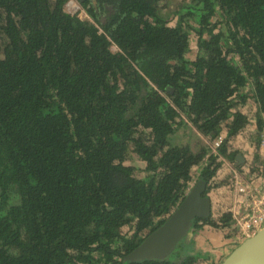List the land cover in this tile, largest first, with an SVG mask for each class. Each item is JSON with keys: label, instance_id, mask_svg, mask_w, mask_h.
Returning <instances> with one entry per match:
<instances>
[{"label": "trees", "instance_id": "trees-1", "mask_svg": "<svg viewBox=\"0 0 264 264\" xmlns=\"http://www.w3.org/2000/svg\"><path fill=\"white\" fill-rule=\"evenodd\" d=\"M67 1L0 0V264H199L198 223L229 212L167 257L125 256L214 187L219 157L237 163L249 101L264 139V0H84L90 21ZM190 128L226 137L212 153L181 142Z\"/></svg>", "mask_w": 264, "mask_h": 264}, {"label": "water", "instance_id": "water-1", "mask_svg": "<svg viewBox=\"0 0 264 264\" xmlns=\"http://www.w3.org/2000/svg\"><path fill=\"white\" fill-rule=\"evenodd\" d=\"M79 3L84 0H77ZM237 160L242 163L240 155ZM211 217V200L206 194V182L197 180L178 207L163 225L151 232L126 260L160 259L172 253L176 244L190 234L195 220ZM219 264H264V226L243 239Z\"/></svg>", "mask_w": 264, "mask_h": 264}, {"label": "crops", "instance_id": "crops-1", "mask_svg": "<svg viewBox=\"0 0 264 264\" xmlns=\"http://www.w3.org/2000/svg\"><path fill=\"white\" fill-rule=\"evenodd\" d=\"M256 105L249 101L247 107L244 108V113L247 115L248 124L234 137L230 138L227 143V149L231 153H238L241 155L242 163H237L235 165L228 159L220 158L221 163L220 168L216 172L214 178V185H217L215 189L211 190V193L208 194L211 200V220L217 221L222 214L229 211L233 207L234 192L228 190L231 189L230 183H228V178L232 179V174L236 173L239 176H243L244 180H249L254 177V180L251 186H257L260 184L264 178V148L256 143L257 130H256ZM221 135L225 138L226 131L224 130ZM264 135V133L260 134ZM207 145H210L208 140L205 141ZM237 166V167H236ZM248 186V181H247ZM228 190V191H227ZM220 193H224L221 195ZM233 194V195H230ZM224 228H215L210 225H202L199 227L198 234L196 236L200 237L199 243L202 245L206 239L209 241H218L223 239ZM208 235V236H206ZM220 236V237H217ZM205 237V238H204ZM219 259V258H218Z\"/></svg>", "mask_w": 264, "mask_h": 264}, {"label": "built area", "instance_id": "built-area-1", "mask_svg": "<svg viewBox=\"0 0 264 264\" xmlns=\"http://www.w3.org/2000/svg\"><path fill=\"white\" fill-rule=\"evenodd\" d=\"M65 11L76 15L81 20L90 21L77 0H68ZM223 139L224 137L220 135L210 143L212 153H216ZM261 147L264 148V139L261 141ZM250 180H254V177L247 180V186L246 180L239 174L233 173L230 181L235 198L232 209L227 211L231 215V222L227 229L237 232L242 240L252 236L264 226V178L257 186H251L253 182Z\"/></svg>", "mask_w": 264, "mask_h": 264}, {"label": "rangeland", "instance_id": "rangeland-1", "mask_svg": "<svg viewBox=\"0 0 264 264\" xmlns=\"http://www.w3.org/2000/svg\"><path fill=\"white\" fill-rule=\"evenodd\" d=\"M189 1V0H188ZM187 1V2H188ZM184 1L183 0H168L167 3L164 2V6L167 5V7L163 10H167V11H171L174 9H177L179 6H184ZM164 12V11H163ZM187 20V19H186ZM187 25H192V26H196L195 23L193 22L192 19L187 20ZM196 41V36L195 33L191 32L189 35V43H190V48L192 50H194V44ZM113 51H115V48H112ZM183 131V130H182ZM180 131V133L178 134V138L181 137V142H189L192 146L195 147L196 143H199V145L202 146L201 143H203L202 141L205 142V140H200L199 136H197L190 128L189 133H185ZM196 136L199 138H196ZM261 146V145H260ZM238 155V153H237ZM241 156V155H240ZM125 165L126 166H133L135 167V171L137 172V175L139 176H143V163H141L135 155L133 154H129L126 157L125 160ZM243 177V176H242ZM244 178V177H243ZM231 178H228V183H230ZM214 185V184H213ZM214 187L216 188L217 185H214ZM212 189H215V188ZM211 189V190H212ZM211 190L207 193L210 194ZM232 192L231 189H228ZM227 190V191H228ZM221 195H224V193H220ZM230 195H233L230 193ZM234 198V196L232 197ZM233 203V202H232ZM198 225H200V228L202 227L201 223H198ZM198 231H196L195 235H194V248L200 253L201 255V260L199 264H219L221 262V260L234 248L236 247L241 241V237L237 232H231L229 233V229L225 230L223 232V239L221 238L218 241L214 240V241H209L208 239L205 240V242L201 245L199 243L200 241V237H197ZM229 233V234H227ZM208 236V235H206ZM220 237V236H217ZM205 238V237H204ZM219 258V259H218Z\"/></svg>", "mask_w": 264, "mask_h": 264}, {"label": "flooded vegetation", "instance_id": "flooded-vegetation-1", "mask_svg": "<svg viewBox=\"0 0 264 264\" xmlns=\"http://www.w3.org/2000/svg\"><path fill=\"white\" fill-rule=\"evenodd\" d=\"M238 156L239 155H236V158H235V161H237V163H239V161L237 160V158H238ZM237 163L235 164V165H237ZM200 223V222H199ZM204 225V224H203ZM208 225V224H207ZM227 230V229H226ZM231 232H233V231H231L230 229H229V233H231ZM229 233H227V234H229Z\"/></svg>", "mask_w": 264, "mask_h": 264}]
</instances>
